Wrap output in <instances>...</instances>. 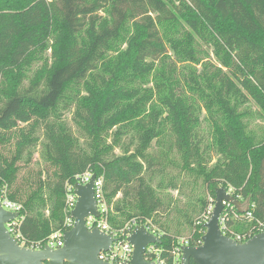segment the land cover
<instances>
[{"label":"trees","instance_id":"obj_1","mask_svg":"<svg viewBox=\"0 0 264 264\" xmlns=\"http://www.w3.org/2000/svg\"><path fill=\"white\" fill-rule=\"evenodd\" d=\"M253 105L264 122V0H0V195L29 244L62 229L87 173L104 180L112 233L147 227L167 264L183 239L201 244L219 188L250 202L229 231H264ZM200 188L182 238L170 215Z\"/></svg>","mask_w":264,"mask_h":264},{"label":"water","instance_id":"obj_2","mask_svg":"<svg viewBox=\"0 0 264 264\" xmlns=\"http://www.w3.org/2000/svg\"><path fill=\"white\" fill-rule=\"evenodd\" d=\"M96 175L86 185L76 183L75 195L78 198L72 216L74 227L65 233L64 246L52 250L45 246L42 250L21 247L11 235L7 224L20 218V213L4 209L0 195V264H109L99 260L101 252L111 250L117 241L100 229H88L86 220L90 216L99 218L98 202L95 197ZM216 202L210 220L205 224L206 234L198 247L182 248V264H264V231L254 235L244 243L228 237L222 231L220 219L225 203L233 205L236 210L246 213L250 210V202L246 209L225 188L216 190ZM128 242L134 248L131 264H154L146 260V250L150 245H159L162 240L151 233L145 226H136Z\"/></svg>","mask_w":264,"mask_h":264},{"label":"built area","instance_id":"obj_3","mask_svg":"<svg viewBox=\"0 0 264 264\" xmlns=\"http://www.w3.org/2000/svg\"><path fill=\"white\" fill-rule=\"evenodd\" d=\"M92 176L93 174L87 173L83 175L82 177L77 178L76 181L77 183L86 185L90 182ZM103 189H104V180L102 178L100 179L96 178L95 197L98 202V210L100 212V216L99 218L90 216L86 220V224H87L88 229L92 230V229L98 228L102 232L107 233L111 235L112 237L116 238L117 241L112 244L110 251L100 253L99 260L109 263V264H131L133 255H134V248L128 242V238L131 236L132 233L122 232L121 235H116L112 233L111 228L108 226L107 221H106L108 207L104 200ZM1 201H2V205L5 210L9 212H13V213H18V212L20 213L21 208L17 204L9 200H6L2 196H1ZM77 201H78V198L75 195V186L73 185L68 186L67 209H68L69 215L67 216L62 229L54 232L44 244L42 243L29 244L21 237V235L19 234V227L22 221L21 216L20 218L7 224V228L10 231L11 235L18 241L21 247L30 248L33 250H42L45 248V246H48L52 250L61 249L65 243L64 241L65 233L70 231L74 227L75 219L72 216V212L76 207ZM213 209H214V206L211 205L207 211L208 219L212 215ZM235 210L236 208L233 205L229 203H225V209L220 219V225L225 235L235 239L236 241L240 243H244L250 238H252L251 234H243V235L235 234L232 231H229L227 228V221H228L227 217L230 214H234L236 218H239V216L235 214ZM242 216H244L247 219L252 218V214L249 211L246 212L245 214L243 213ZM201 244H202V240H201ZM184 246H191V245L188 242H185L184 239L181 241V244L179 245V247H177L174 250L175 257H174L173 264H178V263L182 264V248ZM145 258L150 263L167 264L166 261L161 259V251L156 247V245H150L147 248Z\"/></svg>","mask_w":264,"mask_h":264},{"label":"rangeland","instance_id":"obj_4","mask_svg":"<svg viewBox=\"0 0 264 264\" xmlns=\"http://www.w3.org/2000/svg\"><path fill=\"white\" fill-rule=\"evenodd\" d=\"M251 112L254 114L252 118L250 119L251 129L259 130L260 128L264 127L263 120L257 118V115H256V112H260V109L256 105H253L251 108ZM65 117H66V120L68 121V124L74 127L73 122H72V117H73L72 113H67ZM41 151H42L41 146H38L34 151L35 154L33 157V162L30 165V168L35 171H38L46 166V164L43 162L41 158ZM206 193H207L206 189L200 188L199 190L195 192L194 196L192 197L191 196L192 192L191 190H189L188 192L189 197L182 199L179 205V209L182 211V213H179L173 210L170 215V220H172L173 222H170L169 224L172 227L173 233H180L181 235L179 236H183L182 238H185L186 235H189L191 233V231L189 230V225H188L189 217H191L193 220H196L198 217L200 218L202 216L203 213H201L199 204L196 199H198L200 196L206 195ZM173 195L177 196V193H173ZM120 196L121 195H119L118 197ZM213 200H214L213 198L210 199V202H214L210 204V206L211 205L215 206L216 199L214 201ZM207 217H208V214H206V217L204 220H207L208 219ZM210 218L211 216L209 217L208 221L210 220ZM205 232H206V228H205ZM202 233H204V231L202 230L198 231V234H202Z\"/></svg>","mask_w":264,"mask_h":264},{"label":"crops","instance_id":"obj_5","mask_svg":"<svg viewBox=\"0 0 264 264\" xmlns=\"http://www.w3.org/2000/svg\"><path fill=\"white\" fill-rule=\"evenodd\" d=\"M247 204H248V202L245 204V207H244V209H246V207H247Z\"/></svg>","mask_w":264,"mask_h":264}]
</instances>
